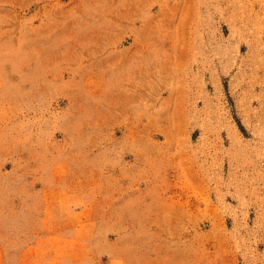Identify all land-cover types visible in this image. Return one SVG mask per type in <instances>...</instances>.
I'll return each mask as SVG.
<instances>
[{
	"label": "rangeland",
	"instance_id": "374dc122",
	"mask_svg": "<svg viewBox=\"0 0 264 264\" xmlns=\"http://www.w3.org/2000/svg\"><path fill=\"white\" fill-rule=\"evenodd\" d=\"M0 264H264V0H0Z\"/></svg>",
	"mask_w": 264,
	"mask_h": 264
}]
</instances>
